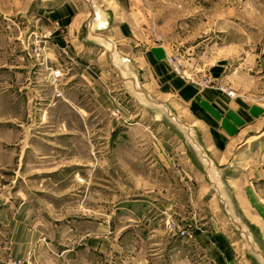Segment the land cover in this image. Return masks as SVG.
Wrapping results in <instances>:
<instances>
[{"label": "rangeland", "instance_id": "374dc122", "mask_svg": "<svg viewBox=\"0 0 264 264\" xmlns=\"http://www.w3.org/2000/svg\"><path fill=\"white\" fill-rule=\"evenodd\" d=\"M70 1L0 0V261L208 264L178 234L190 231L185 219L192 217L194 227L225 230L232 248L246 253L245 232L252 230L233 195L254 192V216L264 207V0H91L113 25L129 24L135 42L169 48L172 72L199 89L219 88L236 99L232 83L246 88L253 82L254 124L229 144L221 160L228 157L227 164L206 175L200 166L188 176L180 168L175 175L158 171L172 165L156 157L168 150L162 138L184 132L161 108L133 101L106 68L105 56L92 62L99 67L98 98L75 87V62L63 44L75 38L70 21L91 15L84 0ZM77 36L87 37L85 27ZM169 60L177 61L179 72ZM224 64L234 78L218 85L208 69ZM176 180L179 186H172ZM141 197L172 205L184 218L165 223L189 243L175 261L156 244L159 233L140 236L142 225L121 209ZM262 232L254 225V250L264 249ZM254 264H262L256 254Z\"/></svg>", "mask_w": 264, "mask_h": 264}, {"label": "crops", "instance_id": "0c3cea01", "mask_svg": "<svg viewBox=\"0 0 264 264\" xmlns=\"http://www.w3.org/2000/svg\"><path fill=\"white\" fill-rule=\"evenodd\" d=\"M69 1L67 0L66 4ZM84 1L89 7L88 13L91 16L79 24L78 21L71 22V16L68 17L70 25L75 26L73 27L75 38H66L63 44L68 46L69 56L75 62L70 74L72 79L78 78L74 84L75 87L82 86L98 98L99 67L93 65L92 62L101 56H105L106 68L114 72L118 84L126 90L133 101L139 105L149 103L153 107L161 108L168 121L184 132L183 134L171 133L167 138H162L161 142L166 144L168 150L165 152L163 150L157 151L156 157L172 165L165 163L164 167L158 168L160 173H164L163 171L166 170V173L170 172L175 175L174 170L180 168L188 176V174L194 175L195 170L203 166L202 170H199L206 175L212 168L216 169V167L227 164L228 157L224 161L221 160L225 158L229 144L233 142L241 130L254 124L258 107L254 105L253 82L248 80L247 76V78L242 76L250 82L248 87L243 88L240 85L234 87L235 83L231 81L233 84L231 87L238 93L236 99H229L219 88L199 89L198 83H189L172 72L166 63L167 57L171 54L169 48L163 47L161 44H149L148 42L144 44L140 39V42H135L132 39L134 33H132L129 24L113 25L115 21H112L113 23L107 21L108 17H104L105 13L98 9L91 0ZM77 5H75V12H72L76 16L75 18H78L77 15L80 13L77 11ZM55 10L58 11L61 8ZM82 27H85L87 31V37L77 36ZM119 29V36H116V31ZM60 41L62 40L60 39ZM124 45L126 47L121 48ZM81 51L86 54L80 56ZM225 68H227L226 64L224 66L216 65V67L208 69V74L216 79L218 85L227 84L228 78H234L233 75L225 74ZM241 94L246 96L243 97ZM174 103L175 105H173ZM173 178L172 175L170 179ZM170 183L172 186H179L177 180ZM182 185L184 186V183ZM233 198L237 204L240 218L252 230V232H248V230L245 232L248 236V238L244 237L247 246L246 253L241 251L240 255L236 249L232 248L225 230L218 228L211 230L209 226L204 227L206 223L194 227L193 217L185 219V222L189 223L187 227L190 229L187 232L192 237L188 241L193 246L192 248L199 249L204 253V257L209 259L208 264H254V254L258 255L264 264V249L254 250V225L258 230L264 232V207L257 206L256 216H254V192H250L249 196L245 195L244 198L234 194ZM156 200L157 198L154 201ZM138 201H140L138 204L132 200L124 201L121 209L124 212H129L131 217H134L142 225L143 229L140 230V236L145 237L146 234L151 235L153 233L156 236V233H159L156 244L158 247L161 246L159 248L164 255L166 254V258L171 257L175 261L181 252L180 246L185 243L187 245L188 242L183 238L180 241L175 230L168 229L165 223L168 222L169 218L177 222L184 220V218L180 219L179 212L174 211L172 205L164 206L145 197ZM137 206L139 208L136 210ZM118 209L120 210V208ZM254 217L257 224H254ZM14 225H16V221L11 219L10 226L13 227ZM263 232L261 240L264 243ZM177 240H179L178 243ZM17 244L15 241L14 249ZM188 248L187 245L185 249L181 247V250L185 252ZM25 250L24 246L21 249L22 255ZM10 256H14L12 252ZM0 264L9 263L0 261Z\"/></svg>", "mask_w": 264, "mask_h": 264}, {"label": "built area", "instance_id": "2783aa9c", "mask_svg": "<svg viewBox=\"0 0 264 264\" xmlns=\"http://www.w3.org/2000/svg\"><path fill=\"white\" fill-rule=\"evenodd\" d=\"M175 60V59H174ZM169 62L171 63V65L174 67V70H175V72L177 73V72H179V70H178V63H177V61H172V60H169ZM177 63V64H176ZM180 236H182V237H185V238H187V239H191V234L190 233H188L187 231H179V233H178Z\"/></svg>", "mask_w": 264, "mask_h": 264}]
</instances>
